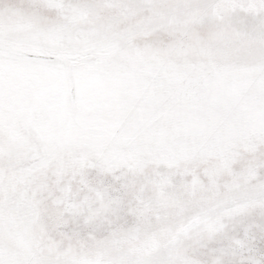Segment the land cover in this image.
Masks as SVG:
<instances>
[{
    "label": "snow or ice",
    "instance_id": "1",
    "mask_svg": "<svg viewBox=\"0 0 264 264\" xmlns=\"http://www.w3.org/2000/svg\"><path fill=\"white\" fill-rule=\"evenodd\" d=\"M0 264H264V0H0Z\"/></svg>",
    "mask_w": 264,
    "mask_h": 264
}]
</instances>
